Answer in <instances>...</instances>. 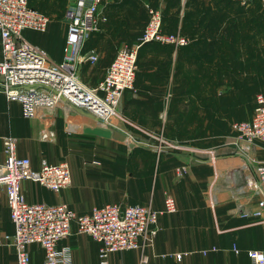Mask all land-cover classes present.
I'll list each match as a JSON object with an SVG mask.
<instances>
[{
    "label": "crops",
    "instance_id": "1",
    "mask_svg": "<svg viewBox=\"0 0 264 264\" xmlns=\"http://www.w3.org/2000/svg\"><path fill=\"white\" fill-rule=\"evenodd\" d=\"M150 7L162 11V30L167 26L165 32H180L191 41L179 47H155L166 53V57H158L160 61L142 62L137 55L134 89L123 92L119 111L137 127L128 125L137 140L147 139L142 131L163 134L184 149L157 153L145 142L131 146L116 141L113 133L106 139L68 131L67 125L77 128L91 125V121L75 111L65 116L61 109L26 118L18 101L0 93V162L4 136L16 140L17 155L28 158L35 170L42 160L65 161L71 177L67 188L54 192L23 180L21 193L28 203L66 204L78 214L109 203L150 204L161 211L164 198L172 196L176 212L159 216L153 245L110 253L108 264H251L246 251L264 253V209L261 219L241 216L237 205L253 210L258 198L246 191L236 200L223 176L225 169L241 162L233 153L235 133L224 128L213 133L201 119L218 118L221 125L249 120L253 115L256 94H264V9L258 2L236 0H103L99 12L104 20L82 48V53L94 51L103 60L102 71L91 73L87 80L91 87L103 79L117 50L132 47L141 37ZM64 20L63 16L61 22L66 26ZM49 26L40 41H28L60 62L66 30L65 34L60 30L52 34ZM55 44L61 54L53 57ZM107 54L111 56L105 59ZM214 70L221 71L215 80L216 109H207L208 77ZM82 71V76L90 73L89 68ZM255 86L259 88L256 93ZM198 126L206 130L204 135L216 136L190 137ZM45 133L50 136L43 137ZM209 149L215 151L214 162L201 152ZM254 155L264 161V143L256 144ZM177 167L185 168L181 175ZM209 195L216 201L213 207ZM13 231L0 186V264H16L14 248L5 239ZM232 245L238 247V254L233 253ZM64 246L71 249L72 264H99V243L78 234L74 223L71 234L57 242L58 249ZM212 247L216 250L209 251ZM27 248L29 264H41L43 249L38 244ZM202 250L208 253L204 255ZM177 254L182 255L180 260Z\"/></svg>",
    "mask_w": 264,
    "mask_h": 264
},
{
    "label": "built area",
    "instance_id": "2",
    "mask_svg": "<svg viewBox=\"0 0 264 264\" xmlns=\"http://www.w3.org/2000/svg\"><path fill=\"white\" fill-rule=\"evenodd\" d=\"M103 0H73L64 13L66 19V39L64 56L60 62L52 61L47 52L22 37L24 30L43 33L50 24L48 15L31 8L28 0H0V93L8 100L21 104L26 118L43 117L46 113L61 109L67 116L71 105L83 109L96 118L91 125L110 129L112 133L122 131L119 123L136 127L125 119L119 111L123 92L134 89L137 71L138 50L144 43L157 42L174 47L187 45L189 39L178 33L162 30V11L148 8V20L138 43L132 47H121L107 66L104 77L95 87H89L81 78L83 63L94 64L98 56L94 51L82 53L85 40L98 31L99 6ZM242 4L258 2L264 9V0H236ZM40 84L36 88L25 85ZM137 128V127H136ZM235 133L233 153L240 158V165L223 171L229 189L236 200L238 195L250 192L257 197L256 208L243 210L242 217L262 218L264 209V161L256 159L254 149L258 142L264 143V94L255 96L253 115L249 120L234 122ZM128 140L133 136L125 132ZM147 136L157 140V153L179 151L182 144L162 138V135ZM50 136L45 133L43 137ZM4 159L0 162V186L3 187L14 227L12 235L5 239L13 246L16 264H29L28 246L38 244L44 253L41 264H72V253L68 246L57 248V242L71 234L75 224L78 234L91 237L99 243V264H108L110 253L140 249L152 246L158 231V218L162 213L176 212L175 200L167 195L164 207L155 210L150 204L125 205L117 203L93 207L89 213L78 214L66 204L48 205L28 203L21 193L23 180L35 182L51 191L59 192L70 184V170L65 161L49 163L42 160L40 168L31 167L30 160L16 153V140L12 136L2 137ZM214 162L213 149L201 151ZM184 167H177L181 175ZM241 181L237 183L236 180ZM211 207L215 205L212 195L208 196ZM212 247L209 251H215ZM233 253L240 251L232 245ZM207 254V250H202ZM246 255L251 264H264V253L248 250ZM181 254L176 259H181Z\"/></svg>",
    "mask_w": 264,
    "mask_h": 264
},
{
    "label": "rangeland",
    "instance_id": "3",
    "mask_svg": "<svg viewBox=\"0 0 264 264\" xmlns=\"http://www.w3.org/2000/svg\"><path fill=\"white\" fill-rule=\"evenodd\" d=\"M33 5H35L36 7L42 9L45 13H47V15L49 16L50 18V26H49V29H51V32L52 34L54 32H56V34H58L59 30L65 34V30H66V26L64 24H62L61 22V18L64 16V13H65V10L67 9V7L73 2V0H29ZM146 21H147V18L144 20V24L143 26L145 27L146 25ZM163 28V31L164 30H167V26H164ZM167 31L165 33H167ZM43 33H40V32H35V31H31V30H25L23 33H22V37L26 40H29V41H32V42H38L42 39L43 37ZM174 33H178L180 34L181 36H184L182 35L180 32H174ZM186 37V36H184ZM188 38V37H187ZM189 40L191 41V38L189 37ZM139 39H137V41L135 43H138ZM145 45H143V48H141L139 50V53H138V56H139V61H142V62H151V61H160L161 59H158V57H166V53H162V51L160 50H155L154 48L157 47V46H161V43H157V42H150V43H144ZM163 45H166V44H163ZM53 57H56L58 55L61 54V48H59L58 45L55 44V46L53 45ZM86 51V49H85ZM96 55L98 56V60L94 63V64H82L81 65V69H80V75H81V78L83 79V81L85 80V83L91 87L88 83H87V80L90 81L91 80V73L93 74H96L98 72H101L102 71V62L103 60H101V57L98 53H96ZM111 55L110 54H107V55H104V57H106L105 59H108V57H110ZM53 61V60H52ZM55 62V61H54ZM89 68L90 69V73L88 75H84L82 76L83 74V69H87ZM220 70H214V71H211V74L210 76L208 77V87H207V90H208V93H207V102H206V108L207 109H216V104L214 102V97H215V89H217L216 87V84H215V80L218 78L216 76L220 75ZM258 86H255V92H258L259 91V88L257 89ZM124 117V116H123ZM125 118V117H124ZM126 119V118H125ZM198 122H200V119L197 120ZM201 121L203 122H206L208 124H206L207 128L210 129L211 132L213 133H216L218 132V130L220 128H224L223 130H230L231 132H233L232 128H231V123L232 122H227L225 124H221L220 125V122H221V119H218V118H203L201 119ZM210 123H214L216 125H210ZM124 124V123H123ZM127 124H125V128L121 127L122 131H116L114 132V138L116 139V141H120L122 143H126L128 145L131 144L134 145L136 143H140V142H145L146 145H149L150 147L151 146H156L159 142L149 136H147L145 133H142L143 135L145 134L147 137L146 140H137L134 136V132L132 130H130L129 126L127 127L126 126ZM204 126V124H202ZM139 130V129H138ZM125 132H130L133 136V139L132 140H128V138L126 137V133ZM206 132L205 131H201V129L197 128V130L195 129L194 132H191L190 134V137H215L216 135L213 136V134H207V135H204V133ZM152 134V133H150ZM152 135H157V134H152ZM158 135H162V138L164 139H167L163 134H158ZM203 141V140H202ZM148 146V147H149Z\"/></svg>",
    "mask_w": 264,
    "mask_h": 264
},
{
    "label": "water",
    "instance_id": "4",
    "mask_svg": "<svg viewBox=\"0 0 264 264\" xmlns=\"http://www.w3.org/2000/svg\"><path fill=\"white\" fill-rule=\"evenodd\" d=\"M64 21L66 22V19ZM38 86H42V87H45L47 89H50L49 87L44 86V85H40V84L25 85L24 88H36ZM50 90L53 91L52 89H50ZM71 108L76 113L96 121V118L93 115H91L90 113L86 112L85 110L77 108L73 105H71ZM65 128L68 131H79V132L84 133V134H90V135H94V136L106 138V139H110L111 135H112V132L110 129H105V128L98 127L95 125H82L81 127H77V128L67 125Z\"/></svg>",
    "mask_w": 264,
    "mask_h": 264
},
{
    "label": "trees",
    "instance_id": "5",
    "mask_svg": "<svg viewBox=\"0 0 264 264\" xmlns=\"http://www.w3.org/2000/svg\"><path fill=\"white\" fill-rule=\"evenodd\" d=\"M28 5H29L31 8H33V9H36V10H38V11L44 13V14H47V13H45L42 9H40V8L36 7L35 5H33L29 0H28ZM162 21H163V13H162ZM163 23H164V21H163ZM146 44H147V43H146ZM143 45H145V44H143ZM143 45H141V47H142ZM141 47H140V48H141Z\"/></svg>",
    "mask_w": 264,
    "mask_h": 264
}]
</instances>
